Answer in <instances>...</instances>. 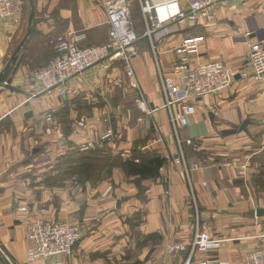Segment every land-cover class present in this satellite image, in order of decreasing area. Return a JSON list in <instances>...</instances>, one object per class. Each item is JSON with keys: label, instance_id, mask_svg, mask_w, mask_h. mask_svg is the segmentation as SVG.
Returning <instances> with one entry per match:
<instances>
[{"label": "crops", "instance_id": "1", "mask_svg": "<svg viewBox=\"0 0 264 264\" xmlns=\"http://www.w3.org/2000/svg\"><path fill=\"white\" fill-rule=\"evenodd\" d=\"M103 1L109 0H75L76 12L65 2L59 16L65 22L72 16L78 19L63 23L60 29L83 32L81 47L104 44L108 25ZM128 1L138 37L132 57L134 80L125 76L120 63H102L67 81L68 96L54 92L44 97V106L37 104L39 88L28 78L54 52L40 40L50 28L42 26L43 34H36L35 26L7 79L8 86L0 89V264H185L188 260L189 264H244V254L264 244V216L256 215L258 209L264 210V202L248 187L260 166L254 157L264 154L263 85L236 76L228 90L198 100L196 114L178 129L187 164L198 165L191 166L188 178L175 161L177 141L160 91L161 77L177 78L180 56L176 50L185 39L203 37L194 45L196 52L188 55L191 68L221 61L233 72L242 71L248 44L264 38V0H230L216 7L211 23L188 26L167 21L150 36L146 30L151 23L146 24L138 0ZM151 2L159 8L155 13L160 19L167 13L160 8L163 5L175 2L169 11L187 9V0ZM21 35V26L0 21V72ZM50 112L54 121L48 123L45 115ZM78 121L88 124L81 135L76 133ZM245 121V130L240 131ZM108 131L111 135L105 137ZM188 139L201 147L187 145ZM94 148H104L102 154L121 163L157 155L164 164L158 176L148 179L128 175L118 165L111 168L106 181L70 179L58 189L44 187L32 175L24 176L36 155L54 157ZM206 149H217L219 156L231 162L226 166L215 161L210 153L203 154ZM21 207L29 213L20 214ZM30 217L84 221L87 229L72 257L28 261L23 219ZM196 231L224 242L216 250L192 255L189 249L166 253L169 244L189 243Z\"/></svg>", "mask_w": 264, "mask_h": 264}, {"label": "built area", "instance_id": "2", "mask_svg": "<svg viewBox=\"0 0 264 264\" xmlns=\"http://www.w3.org/2000/svg\"><path fill=\"white\" fill-rule=\"evenodd\" d=\"M230 0H187V9L181 11L178 7L169 11L174 3L163 5L167 13L160 19L151 0H138L143 18L151 23V29L146 30V35L160 29L167 21H176L179 25L193 26L198 21L211 23L214 19V11L218 6H226ZM176 5V4H175ZM108 25V40L99 46L81 47L85 36L83 34L70 33L67 37L59 36L55 41L54 50L57 56L33 75V80L41 84L46 94H51L59 89V96L66 97L71 91L65 88L67 81L79 75L83 71L95 68L102 63L123 65L125 76L134 80L132 57L135 55L134 46L138 41L131 18L132 5L128 0H109L102 3ZM22 0H0V21H7L15 25H21ZM203 37L185 39L176 50L180 61L176 70V79L171 77L160 78V91L164 96L165 108L169 112V124L176 137L178 146L177 163L182 164L187 173L181 142L178 138V129L188 124V119L197 112V101L203 97L214 95L228 90L236 76L242 80L251 79L264 87V38L248 44L244 56V68L242 71L233 72L230 67L221 61H208L191 68L188 55L195 53V44L201 42ZM132 88L136 89L140 97L142 92L138 85L132 82ZM144 104V103H143ZM53 118L47 114L46 120ZM111 132L108 131V135ZM193 140H187L186 144L197 148L192 144ZM24 207L19 209L24 212ZM87 226L77 220L51 222L44 219H30L26 222V239L29 242L27 255L30 260L46 262L52 258L74 255L75 248L84 237ZM264 239V238H263ZM224 240L213 238L206 233L196 231L192 240L184 244H169L166 248L172 255L179 252H205L216 250ZM244 264H264V244L254 248L243 256ZM206 261L203 264H212ZM189 264V260L185 262Z\"/></svg>", "mask_w": 264, "mask_h": 264}, {"label": "rangeland", "instance_id": "3", "mask_svg": "<svg viewBox=\"0 0 264 264\" xmlns=\"http://www.w3.org/2000/svg\"><path fill=\"white\" fill-rule=\"evenodd\" d=\"M22 2H23V10H22V18H21L22 23H21V25H15V24L7 22V21H4V22L9 23L10 25L17 27V28L21 26V28H22L21 37L23 39V37L26 35L27 26H28V19L31 15V12H33L34 15L32 17V28H34L35 26H38L37 28L35 27L37 29L36 34L44 32V30L43 31L40 30V27H42V26L43 27L48 26L50 28V30L47 32V35L43 36L40 40L42 42L41 45L44 48L50 49L51 51L53 50L54 57L51 60H53L55 58V56H57V54L55 53V50L53 48L54 44L51 43L52 41H55L59 36L64 35V34L66 37L70 33H74L76 35H78V34L84 35L83 32H77L73 29L72 30L71 29H63V27H62L63 30L60 29L61 28L60 25H62L63 23H66V22L73 20V19H78V17L72 16V17H70V19L68 18L67 21L65 22L62 19V17L59 16V14H58V12H59L58 9H60V7H62V6H66L64 4L65 2L69 4L68 6L71 7L72 11L76 12L77 8H75V6H74L75 0H22ZM52 24H58V26L56 28H54V27H52ZM107 40H108V35H107ZM11 56L12 55H10V58H11ZM18 56H19V54H18ZM10 58H9V60H10ZM15 65H16V63H15ZM15 65H14V67H15ZM44 66H42V67H44ZM121 66L123 68V65H121ZM42 67H40V68H42ZM13 68H12L10 74L14 70ZM40 68H37L34 71H32L28 80L33 82L34 85L37 88H39V93L35 97V100H36L35 102H37V104H39L41 106H44L45 98L49 95H52V93H54V92H58V94H59V89H57L56 91H53L51 94L50 93L46 94L44 92L43 86L33 80L34 73L37 72ZM123 71H124V68H123ZM10 74H9V76H10ZM9 76L7 77L8 80H9ZM8 80H6V82H5L6 85H8ZM2 87H5V85L2 84ZM2 87H0V89ZM134 90H136V89H134ZM196 106H197V104H196ZM47 114H49V113H46L45 120H46ZM52 121H54V117L50 121L46 120V122H48V123L52 122ZM76 129H77L76 133L78 135H81L88 129V124L85 123L84 121H78L76 123ZM173 133H174V131H173ZM177 133H178V131H177ZM104 136L108 137L109 135L105 133ZM188 140H190V139H188ZM192 144H195V143L193 142ZM196 146H197V148L201 147L199 142L196 143ZM181 147H182V145H181ZM94 149H96V150L89 149L91 152H85V151H80L79 149H76L75 151L67 152L66 154H63L61 156L55 155L54 157H51V155L48 156L46 153H43L40 156L36 155V157H32L33 161L32 160L30 161L31 162L30 167L24 173V176H26L28 179L29 177L27 175H29V176L32 175L31 177L33 179H40L41 180V182H39V184L43 185L46 188H52V189L61 188L60 185L66 183L70 179L73 181L77 180V182H79V183H86V182L99 183L101 181H106V179L109 178L111 168L118 166L119 162L116 160H111L110 159L111 157L108 156L107 154H102V153H105L104 148H101V149L94 148ZM97 149H99V150H97ZM192 152L197 154V152H194V151H192ZM224 152H227V151H224ZM205 153L206 154L210 153L212 156L210 154H208V156L210 155L212 158H215V161L220 162V160H221V162L223 164L225 163L226 166L229 165V161H230L229 158L227 157V159H228L227 160L226 157L219 156V154H218L219 151L217 149H212V150L206 149L205 151H203V154H205ZM198 154L200 155V153H198ZM177 157H178V153H176L175 161H176ZM221 158H224V159L222 160ZM254 158H257V163H260V166L258 168L259 170L257 171V174L253 175L252 177L250 176V179H249L250 182H249L248 187L250 189L251 194L254 195V197L261 196L262 201L264 202V154L263 155H257ZM184 159H185V157H184ZM185 163L188 167V169H187L188 176H186L185 169L183 168L182 164H180V163H177V164L179 166H181L182 173L184 174L185 177L188 178L190 175V171H191L192 167L197 168L198 165H197V163H193V164H191V166H192L191 167L190 165L187 164L186 159H185ZM109 192H110V188L105 191L104 195L109 193ZM246 194H248L247 190H246ZM24 208H23L24 212L19 211L20 214H27L28 210L26 209V207H24ZM31 216H33V215H31ZM35 218L41 219V218H37V217H34V218L30 217L28 219H23V220L28 222V220L35 219ZM62 221H66V220H62ZM54 222H60V221H54ZM80 222L85 223L84 221H80ZM85 225L87 226L86 223H85ZM173 244H175V243H173ZM178 244H184V243H178ZM28 248H29V246H28ZM166 253L168 255H170L167 248H166ZM181 253H184V252H181ZM26 256H27L28 261H36V260H30L28 258L27 252H26Z\"/></svg>", "mask_w": 264, "mask_h": 264}, {"label": "trees", "instance_id": "4", "mask_svg": "<svg viewBox=\"0 0 264 264\" xmlns=\"http://www.w3.org/2000/svg\"><path fill=\"white\" fill-rule=\"evenodd\" d=\"M33 36V30L31 33V38ZM30 39V38H29ZM96 150V149H93ZM99 150V149H97ZM85 152H91L90 150ZM91 154V153H90ZM138 162L125 161L119 162V165L123 168L126 174L138 176L139 180L148 179L158 176V171L164 164V161L157 155H143L138 157Z\"/></svg>", "mask_w": 264, "mask_h": 264}, {"label": "water", "instance_id": "5", "mask_svg": "<svg viewBox=\"0 0 264 264\" xmlns=\"http://www.w3.org/2000/svg\"><path fill=\"white\" fill-rule=\"evenodd\" d=\"M34 13L31 12V15L28 19V26H27V31H26V35L23 37V39L21 40V42L18 44V46L16 47L14 53L12 54L9 62L6 64L5 68L2 70V72L0 73V87H2V84L5 85V87H7L8 85L5 84L7 77L9 76L12 68L14 67L17 58H18V54L20 53L21 49L24 47V45L28 42L31 33H32V17H33ZM210 116V115H209ZM211 117V116H210ZM248 124L247 121L243 122L241 127H240V131L245 130L246 125ZM256 215L258 217L260 216H264V210L263 209H258L256 211ZM0 260H2V256L0 254Z\"/></svg>", "mask_w": 264, "mask_h": 264}]
</instances>
